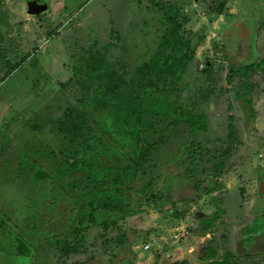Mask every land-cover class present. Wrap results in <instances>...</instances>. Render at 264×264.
<instances>
[{
	"label": "rangeland",
	"instance_id": "1",
	"mask_svg": "<svg viewBox=\"0 0 264 264\" xmlns=\"http://www.w3.org/2000/svg\"><path fill=\"white\" fill-rule=\"evenodd\" d=\"M35 1L0 0V264H200L195 258L211 240L219 252L254 254L250 264H264V235L249 241L243 232L255 219L264 224V73L229 77L251 62L238 61L234 54L244 56L232 43V53L219 49L221 27L209 16L223 6L227 22L229 15L245 16L247 6L39 0L47 10L33 16L28 4ZM249 4L260 13L264 0ZM187 42L194 58L178 80L153 72L146 97L169 115L155 120L145 171L129 189L121 174L125 157L95 126L96 84L82 66L104 56L124 80L153 59L159 64L177 53L183 61ZM69 107L88 114L96 146L91 172L64 173L65 133L83 115L67 122ZM192 115L204 118V128L190 131ZM149 178L155 182L140 194ZM99 194L119 200L89 222L88 202ZM202 221L211 227L203 239L194 235ZM241 239L249 242L236 246Z\"/></svg>",
	"mask_w": 264,
	"mask_h": 264
},
{
	"label": "trees",
	"instance_id": "2",
	"mask_svg": "<svg viewBox=\"0 0 264 264\" xmlns=\"http://www.w3.org/2000/svg\"><path fill=\"white\" fill-rule=\"evenodd\" d=\"M29 3L28 5H30ZM220 8V9H219ZM216 12H222L223 6L219 7ZM177 15V14H175ZM168 22L173 23L174 18H169ZM176 17V16H173ZM170 19V20H169ZM181 23H177L180 27ZM172 33V31H171ZM169 36H173V34ZM177 36V34H176ZM181 40L182 38L179 37ZM189 42L184 43L183 54L179 59L177 53L172 58L161 62L159 64L153 63L155 59L151 60V64L143 65L136 68L134 72L127 75L126 79L122 80L115 75L109 62L104 56H97L98 62H85L82 69L88 74L90 83H95V96L90 100V106L93 110L99 112V121L95 122V126L101 130L109 141L118 147L119 151L125 157L127 162V169L121 172L124 179L130 184L129 189H132L133 182L137 179L139 171L144 173V165L148 162V155H150V148L147 144L148 137L152 132H155V120L163 122L168 118L167 111L158 108L157 102L149 101L146 97L147 89L151 87V79L154 76L153 72L160 70L165 77L178 80L183 73L186 66L193 61V55L190 53ZM109 47V46H108ZM107 47V48H108ZM192 51V50H191ZM25 57L23 58V60ZM180 59V60H181ZM18 64H16V67ZM263 71V72H262ZM264 73V60L259 62H251L228 73L229 77L235 76L238 78H248L249 74ZM148 82H151L148 85ZM81 115L76 125L69 126V130L65 133V140L63 143L62 153L64 155L65 172L73 173L79 171L80 173L91 172L94 169L93 155L96 146L92 143L90 136V125L88 114L77 111L74 108H67L64 112V118L70 123L74 119L73 113ZM77 116V115H76ZM75 116V117H76ZM233 118L230 117V120ZM190 121L187 122L190 131H198L204 128V118L202 116H189ZM228 130L232 132V126H228ZM96 157V156H95ZM98 158H96L97 160ZM37 167L36 164H32ZM142 173V174H143ZM264 173V170H262ZM155 182V178H149L138 192L146 194ZM102 184V183H101ZM100 182L96 185L97 190H102ZM95 191V190H93ZM167 195H170L168 192ZM165 196V195H164ZM171 196V195H170ZM165 198V197H164ZM118 201V197L110 196V194H99L98 197L93 198L88 204L91 209L88 213V221L94 222V215L98 208L109 207L110 201ZM172 203V200H169ZM85 216H79L78 224L84 222ZM255 219L246 229L245 234L248 235L249 241L252 235H257L264 232V224H258ZM210 222H201V228L194 232L196 236H205L210 233ZM75 231V230H74ZM72 232V234L74 233ZM69 242L66 239L64 245ZM169 257V256H168ZM252 257H257L254 254L237 255L231 251L219 252L212 245V240L204 246L202 256L200 257V264H250ZM166 261H169L168 258ZM169 263V262H168Z\"/></svg>",
	"mask_w": 264,
	"mask_h": 264
},
{
	"label": "crops",
	"instance_id": "3",
	"mask_svg": "<svg viewBox=\"0 0 264 264\" xmlns=\"http://www.w3.org/2000/svg\"><path fill=\"white\" fill-rule=\"evenodd\" d=\"M200 1L201 0H195V5H197ZM239 3L243 5L245 4V6H247L248 11L245 13V16L240 15L238 17H234L229 15V19L226 22L225 18L228 16V14L225 13L224 11L225 8L222 12L213 11L211 12V15H209L210 18L213 15L212 19H215L214 21H212V24L215 27L216 26L221 27L219 31L220 37L218 36L217 38L218 39L217 45H220L219 49L227 55L228 53H232V49L228 48V44L232 43L237 48V51H240V53L242 52V56H244L241 57L238 56V54H234L235 58L238 61L254 62V63L259 62L263 60L260 57V55L261 53H263V48H264V27L262 25V21H264V5L261 6L262 10L260 11V13H256L250 7L249 3H251V0H239ZM225 7H227V4L225 5ZM240 13H244V12L240 11ZM263 180H264V175L261 177L259 183L260 192L264 191ZM245 229L243 230L244 234H245ZM262 233L254 235V238H256L258 235H264ZM196 237L202 238L203 236H196ZM239 241H243L245 243L249 242L241 239L237 241L236 246ZM185 251L187 253V256L189 257V253L193 250L191 248H188ZM175 253H177V251ZM166 255L167 257L169 256L168 260L170 261L171 253H168ZM169 261L166 262L168 263ZM195 261L199 263L198 259L196 258Z\"/></svg>",
	"mask_w": 264,
	"mask_h": 264
},
{
	"label": "water",
	"instance_id": "4",
	"mask_svg": "<svg viewBox=\"0 0 264 264\" xmlns=\"http://www.w3.org/2000/svg\"><path fill=\"white\" fill-rule=\"evenodd\" d=\"M28 10L30 12L31 15L33 16H37L40 15L42 13H45L47 10V4L44 2H41L39 0L32 2L29 6H28Z\"/></svg>",
	"mask_w": 264,
	"mask_h": 264
},
{
	"label": "built area",
	"instance_id": "5",
	"mask_svg": "<svg viewBox=\"0 0 264 264\" xmlns=\"http://www.w3.org/2000/svg\"><path fill=\"white\" fill-rule=\"evenodd\" d=\"M148 247H149V246L147 245V246H145L144 248H146V249H147Z\"/></svg>",
	"mask_w": 264,
	"mask_h": 264
},
{
	"label": "flooded vegetation",
	"instance_id": "6",
	"mask_svg": "<svg viewBox=\"0 0 264 264\" xmlns=\"http://www.w3.org/2000/svg\"><path fill=\"white\" fill-rule=\"evenodd\" d=\"M29 6V5H28Z\"/></svg>",
	"mask_w": 264,
	"mask_h": 264
}]
</instances>
